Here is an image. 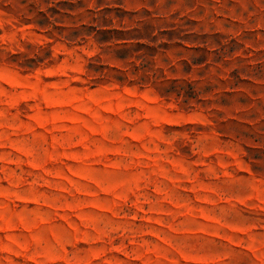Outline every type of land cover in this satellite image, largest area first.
Listing matches in <instances>:
<instances>
[{
	"label": "rangeland",
	"instance_id": "rangeland-1",
	"mask_svg": "<svg viewBox=\"0 0 264 264\" xmlns=\"http://www.w3.org/2000/svg\"><path fill=\"white\" fill-rule=\"evenodd\" d=\"M0 264H264V0H0Z\"/></svg>",
	"mask_w": 264,
	"mask_h": 264
}]
</instances>
